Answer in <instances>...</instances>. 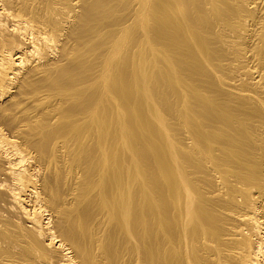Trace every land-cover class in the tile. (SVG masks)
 <instances>
[{"label": "bare ground", "instance_id": "1", "mask_svg": "<svg viewBox=\"0 0 264 264\" xmlns=\"http://www.w3.org/2000/svg\"><path fill=\"white\" fill-rule=\"evenodd\" d=\"M0 264H264V0H0Z\"/></svg>", "mask_w": 264, "mask_h": 264}]
</instances>
